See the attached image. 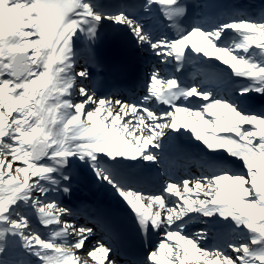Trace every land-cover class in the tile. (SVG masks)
<instances>
[{"label": "snow or ice", "instance_id": "1", "mask_svg": "<svg viewBox=\"0 0 264 264\" xmlns=\"http://www.w3.org/2000/svg\"><path fill=\"white\" fill-rule=\"evenodd\" d=\"M106 25L155 58L138 99L102 79ZM262 98L264 4L0 0V264H120L122 214L160 236L124 264H264ZM173 154L199 174L145 191ZM82 170L119 208L62 200Z\"/></svg>", "mask_w": 264, "mask_h": 264}, {"label": "bare ground", "instance_id": "2", "mask_svg": "<svg viewBox=\"0 0 264 264\" xmlns=\"http://www.w3.org/2000/svg\"><path fill=\"white\" fill-rule=\"evenodd\" d=\"M200 2H204V0H200ZM256 0L254 1V0H248V2H247V4L249 5H246V7H249V9H251V7L250 6H253V5H255L256 4ZM153 63H155V61H151V64H153ZM92 182V181H91ZM79 184L80 183H78L76 186H79ZM93 184V183H92ZM87 187L88 188H90L91 186H89V183L87 182ZM69 197H63L62 198V200L64 201V202H67V199H68ZM100 199V201L101 202H104L105 203V201L107 200V196H105V195H103L101 198H99ZM199 230H201V228H199V227H195L194 229L192 228V229H190L189 231L190 232H195V231H199ZM160 239V238H159ZM159 239H157V241H155L154 243H156V242H158L159 241ZM153 243V244H154Z\"/></svg>", "mask_w": 264, "mask_h": 264}]
</instances>
